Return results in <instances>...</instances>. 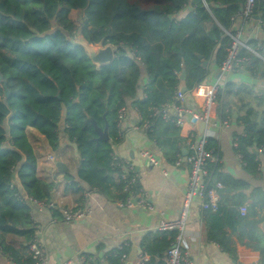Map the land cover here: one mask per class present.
Wrapping results in <instances>:
<instances>
[{"label": "trees", "instance_id": "trees-1", "mask_svg": "<svg viewBox=\"0 0 264 264\" xmlns=\"http://www.w3.org/2000/svg\"><path fill=\"white\" fill-rule=\"evenodd\" d=\"M244 2L0 0V249L4 255L21 264V255L4 244L5 235H11L26 249L30 261L23 264H33L28 252L33 234L31 206L19 197L25 192L52 201L54 191L53 184L37 176V158L26 130H38L57 152L74 145L81 159L79 180L90 188L106 195L121 191L120 170L112 166L113 145L97 140L92 119L101 129L107 123L112 139L119 109L137 98L146 77L147 99L135 102L144 116L150 108L171 101L181 83L191 91L206 82L209 69L203 63L215 62L218 67L223 63L229 43L223 30L230 28L231 17ZM260 9L264 13V3ZM73 11L80 15L79 24L69 17ZM80 40L91 47H115V60L97 68L85 49L74 43ZM249 44L256 47L255 42ZM243 55L250 60L251 75L263 79L264 62L250 51ZM223 91L233 100L228 109H238L239 102L240 109H247L240 117L239 152L245 166L257 169L250 149L264 146V113L247 105L254 93L251 87L228 83ZM208 147L218 153L211 140ZM219 167L210 166L212 178ZM67 178L73 180L70 174ZM70 185L78 187L74 182ZM161 234L171 236L169 250L174 234ZM146 248L154 261L156 251ZM260 251L264 257V249Z\"/></svg>", "mask_w": 264, "mask_h": 264}, {"label": "crops", "instance_id": "crops-1", "mask_svg": "<svg viewBox=\"0 0 264 264\" xmlns=\"http://www.w3.org/2000/svg\"><path fill=\"white\" fill-rule=\"evenodd\" d=\"M263 3L264 0H259V8ZM250 33L247 29L244 30L248 44L256 43V47L250 46V52L256 53L255 56L264 62V31ZM207 63L209 75L206 81L214 82L220 74L219 67L214 64L215 62ZM181 80L184 81L182 78ZM143 83L144 88L147 77ZM229 83L251 87L254 93L250 95L247 105L260 114L264 113V78H254L246 67L232 74ZM183 87H186L184 82L181 83L180 89ZM143 88L136 99L127 103L129 110L123 130L128 133L113 148V152L119 157L132 160L140 173L139 186L150 194V201L156 212L119 206L117 201L123 199L121 191H112L110 195L95 193L91 216L79 222H64L59 211L52 215L34 209L36 220L46 230L49 264H61L68 260H71L70 264H115L114 259L117 260L116 264H120L119 259L112 255L124 241L129 243L126 249L127 264H136L138 254L143 249L147 250V246L156 252L154 261L149 254L145 264H165L164 259L171 236L157 232L156 227L160 220L159 212H164L168 220H176L181 215L188 190L189 167L185 164L176 166L175 162L179 155L183 157L187 155V142L179 129L171 124L159 122L153 132L134 129L140 125L135 102L142 99ZM219 97L215 115L229 118L231 122L228 130L219 132L214 130L217 137L211 139L218 148L221 159L218 174L211 179V183L214 184L215 179H218L224 184V188L219 191L222 208L218 212H200L196 205H192L186 220L184 249L194 264H264V257L260 251L264 249V153L260 151V147L250 149L256 156L255 161L259 163L260 171L243 166L237 161L232 140L243 134L240 117L246 114L247 109H240L242 103L239 102L238 109L230 110L228 105L233 100L228 99L224 91ZM262 100L263 104L259 105ZM186 104L193 106L188 95ZM185 129L190 127L186 126ZM26 134L37 158L38 178L54 185L51 200L59 208H74L80 205L84 191L90 187L79 180L81 159L76 147L62 146L63 149L57 152L50 147L38 130L28 128ZM141 151L153 154L158 165H150L140 155ZM52 153L59 158L56 164L59 162L65 164L67 172H60L56 166L57 172L52 174V164L46 159L47 155ZM69 174L73 180L67 178ZM54 177L57 178V183L52 182ZM73 182L78 187L68 188ZM22 194L27 195L25 192ZM239 206L247 207L246 216L239 214L236 209ZM53 219L56 221L53 222ZM4 244L12 246L13 250L21 255V264L30 261L25 257L26 249L24 250L17 240H11V235H5ZM22 246L26 247L27 243L23 242ZM0 264H14L1 249Z\"/></svg>", "mask_w": 264, "mask_h": 264}, {"label": "built area", "instance_id": "built-area-1", "mask_svg": "<svg viewBox=\"0 0 264 264\" xmlns=\"http://www.w3.org/2000/svg\"><path fill=\"white\" fill-rule=\"evenodd\" d=\"M239 22L240 27H238ZM245 29L250 31V34L260 30L264 31V13L259 8V0H245L241 10L231 17L230 28L223 30L224 35L229 38V43L226 49L225 60L219 67L220 76L217 80L199 83L186 93L178 89L171 101L150 108L146 116L136 108L140 125L136 126L135 130L153 132L155 125L159 122L171 124L179 129L180 134L187 142V155L185 157L179 155L175 162L176 166L185 164L189 167L188 190L185 194L181 215L176 220H168L165 218L164 212H159L160 220L156 227L159 233L174 234V238L164 259L165 264H194L189 253L184 249L186 220L192 205H196L200 212H216L221 208L219 191L224 188V185L221 182L212 184V172L210 171V166L221 164V159L219 153L215 152L213 148L208 147V145L212 138L217 137L214 130L218 132L225 131L231 126L229 118L217 117L215 115V106L219 95L230 82V76L245 69L250 61L248 57L243 55L244 51H251L248 37L244 36ZM113 49L116 51L115 47ZM143 90L145 91V87ZM187 95L191 98L193 106L186 104ZM146 99L147 94L144 92L141 100ZM128 110L129 106L125 105L118 111L116 136L109 140L113 148L127 136L128 132L123 130V124L127 119ZM198 123H205L206 125L201 134H199L197 129ZM186 126H189L190 129H185ZM232 146L236 150L237 161L245 166L246 163L239 152L237 138H233ZM260 151L264 153V146L260 148ZM140 155L150 165H158L157 158L153 154L141 151ZM46 159L52 164V174L56 173V160H59V158L52 153L47 155ZM257 164V171H260L259 163L257 162ZM112 166L120 170V179L123 183L121 190L123 199L117 201L118 205L127 209L142 208L148 212L155 213L156 209L151 204L150 194L139 186L140 173L132 160L119 157L113 152ZM52 182L57 183V178L54 177ZM95 193H98L96 188L85 190L81 204L74 208H59L53 201L37 200L28 195L19 197L20 201L33 207L30 210L33 222V234L28 247L29 256L33 259V264H49L50 262L45 241L46 230L36 220L33 210L49 212L52 215L55 211H59L62 214L64 222H79L91 216L93 211L92 201ZM238 212L245 216L247 214V207L240 206ZM52 221L55 222L56 220L53 219ZM128 246L129 243L124 241L112 255L119 259L120 264H127L125 261L127 259L126 249ZM148 259V253L143 250L138 254L135 263L145 264ZM70 263L71 260H68L61 264Z\"/></svg>", "mask_w": 264, "mask_h": 264}, {"label": "water", "instance_id": "water-1", "mask_svg": "<svg viewBox=\"0 0 264 264\" xmlns=\"http://www.w3.org/2000/svg\"><path fill=\"white\" fill-rule=\"evenodd\" d=\"M74 43L76 45L82 46L85 49V51H86L88 57L90 58L91 62L97 68L111 64L116 58V51L113 49V47L111 45L103 46V44H98L96 47H91L83 40H80V41H77ZM203 64H204V67L208 66L207 62H204ZM219 76H220V74L218 75V77ZM184 78H185V76L183 75L182 79H184ZM0 81H1V76H0ZM4 88L6 89L7 95H9V91L7 89L6 83H4ZM182 91L184 93H186L187 88L183 87ZM92 123H93V126L95 128V132L98 136L97 140L109 142L110 138H109V132H108V130H109L108 124L106 123L104 128L101 129L100 127H98L95 120L92 119ZM205 126H206L205 123H198L197 129H198L199 134H201L204 131ZM57 167H58V170L60 172L65 173L68 171L67 167L62 162H59L57 164Z\"/></svg>", "mask_w": 264, "mask_h": 264}, {"label": "rangeland", "instance_id": "rangeland-1", "mask_svg": "<svg viewBox=\"0 0 264 264\" xmlns=\"http://www.w3.org/2000/svg\"><path fill=\"white\" fill-rule=\"evenodd\" d=\"M70 19L73 20L76 24H79V19H80V15L79 13L73 11L71 12V14L69 15ZM75 40H79L78 37L75 38ZM96 47V46H95Z\"/></svg>", "mask_w": 264, "mask_h": 264}]
</instances>
